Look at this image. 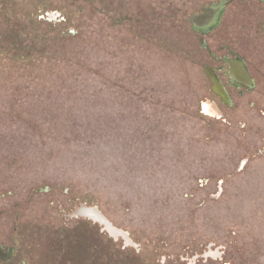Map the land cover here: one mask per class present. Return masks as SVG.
I'll return each mask as SVG.
<instances>
[{"label": "rangeland", "instance_id": "obj_1", "mask_svg": "<svg viewBox=\"0 0 264 264\" xmlns=\"http://www.w3.org/2000/svg\"><path fill=\"white\" fill-rule=\"evenodd\" d=\"M111 1L0 0V245L17 223L29 264H264L263 104L204 113L175 8Z\"/></svg>", "mask_w": 264, "mask_h": 264}, {"label": "flooded vegetation", "instance_id": "obj_2", "mask_svg": "<svg viewBox=\"0 0 264 264\" xmlns=\"http://www.w3.org/2000/svg\"><path fill=\"white\" fill-rule=\"evenodd\" d=\"M153 2L123 1L130 3L128 6L131 8L140 3L147 7ZM156 2L175 8L173 16H178L175 15L178 21L165 22L170 24L168 30H178L177 34L167 33L168 37L176 40L188 34L196 40V55L203 60L201 71L210 94L201 104L204 113L221 118L223 114L220 108H232L243 97L248 98L250 107H260V104L264 106V0ZM114 17L117 18L118 13ZM261 111L264 117V110ZM20 226L17 223L14 226V240L12 238L9 244L0 245V264H29L26 255L16 256L20 245L17 240L21 236Z\"/></svg>", "mask_w": 264, "mask_h": 264}, {"label": "water", "instance_id": "obj_3", "mask_svg": "<svg viewBox=\"0 0 264 264\" xmlns=\"http://www.w3.org/2000/svg\"><path fill=\"white\" fill-rule=\"evenodd\" d=\"M86 209L87 210H90V211H95L97 213L96 216L94 215V213H93V216H91V215L87 214V212L83 211V210H86ZM75 216H77V217L78 216L85 217V218L91 220L93 223H97L99 226L102 227V230L103 231L107 232L111 236L112 235H114V236H121V233H120V235H116V234H113L112 233V230H115V231H118V230H116L115 228H113V226L110 224V222L97 209H95V208H87V207H84L83 206V207H81L79 210H77L75 212ZM101 220L103 222H106L107 224L103 223ZM107 225L109 227L112 226L113 229H109ZM123 235H122V237H124Z\"/></svg>", "mask_w": 264, "mask_h": 264}, {"label": "bare ground", "instance_id": "obj_4", "mask_svg": "<svg viewBox=\"0 0 264 264\" xmlns=\"http://www.w3.org/2000/svg\"><path fill=\"white\" fill-rule=\"evenodd\" d=\"M83 211L87 212V214H89V215H91V216H93V213H94L95 216H96V214H97L95 211H90V210H87V209H86V210H83ZM101 221H102V220H101ZM102 222H103V221H102ZM103 223L107 224L106 222H103ZM107 226H108V225H107ZM108 228H109V229H113L112 226H111V227L108 226ZM112 233H113V234H116V235H120V232H119V231L112 230Z\"/></svg>", "mask_w": 264, "mask_h": 264}]
</instances>
